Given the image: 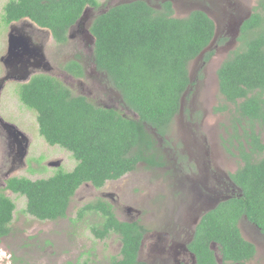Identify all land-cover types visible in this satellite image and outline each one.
Returning a JSON list of instances; mask_svg holds the SVG:
<instances>
[{"label": "trees", "instance_id": "obj_1", "mask_svg": "<svg viewBox=\"0 0 264 264\" xmlns=\"http://www.w3.org/2000/svg\"><path fill=\"white\" fill-rule=\"evenodd\" d=\"M87 7L96 8L98 2L9 0L3 7V20L8 23L26 18L48 29L62 44L68 28ZM172 13L169 1L156 9L145 1L133 0L110 7L90 25L92 62L101 74L105 93L118 95L123 111L132 116L74 95L49 75H34L18 85V100L36 113L39 135L49 146H59L77 161L72 171L57 170L48 178L5 180L7 191L25 198L26 214L39 221L64 218L82 185L101 188L106 181L134 171L139 163L160 166L152 155L157 150L156 141L148 130L161 137L168 133L167 127L180 113L184 94L195 84L189 78V64L215 36L214 23L205 13L195 10L180 18ZM223 40L203 54V63L212 58L216 46L225 44L220 43ZM238 42L217 70L218 91L225 105L215 109L228 110L231 115L232 142L243 162L231 175L238 192L208 211L198 224L188 244L196 264H218L211 242L216 243L224 263L251 260L255 248L240 232L242 220L264 234V0L242 23ZM63 69L75 78L84 77L76 61ZM198 75L202 76V70ZM14 209L13 201L0 192V240L11 233ZM91 213L101 218L90 228L95 238L102 240L112 231L120 237V257L108 264H135L142 228L137 223L119 222L111 207L100 200L81 207L77 218Z\"/></svg>", "mask_w": 264, "mask_h": 264}, {"label": "rangeland", "instance_id": "obj_2", "mask_svg": "<svg viewBox=\"0 0 264 264\" xmlns=\"http://www.w3.org/2000/svg\"><path fill=\"white\" fill-rule=\"evenodd\" d=\"M6 1L0 0V56H3L6 51V28L1 20L2 7ZM96 1L98 2V7L93 11L96 13L103 12L120 2L119 0ZM149 1L152 4H156L159 0ZM206 1L173 0L172 15L178 18L185 17L191 10L198 8L206 11L215 22L214 17L203 5ZM235 2V8L240 10L242 14H246L252 9L257 0H235ZM227 9L229 13L230 8L228 6ZM221 35H224V33L219 36ZM238 43H225L216 46L215 54L205 64L202 63L201 58H196L189 64V78L195 84L189 88L182 98L181 114L176 117L175 122L167 127V149L165 150L163 146H158L159 152H167L171 158L173 153L178 155L187 153V145L194 144L197 149L202 151L204 158H208L209 154H213L217 158L220 167L227 170L230 174L242 166L243 162L234 147V142H232L235 135L230 127V112L228 110L223 112L215 111L221 104L225 105L218 91L217 70L230 51L238 47ZM70 49L71 47L68 45L60 47V45L46 43L45 59L56 73L61 69L63 70V64L74 53V51L69 52L71 51ZM90 58L83 55V59L90 64L88 76L84 77L79 83L77 81L73 82L70 88L73 87L74 90H70L74 95H79L80 92L77 93L75 89L79 88L81 84L83 87L90 89V98L87 99L94 104L111 106L121 110L119 98L116 95H109L99 90L96 81L99 77L96 73L94 77L92 73L93 62L91 56ZM200 70H202L201 78L198 75ZM2 74L3 67L0 63V76ZM17 89V84L10 82L5 84L0 95V117L4 121L14 124L28 137L29 142L22 162H16L13 165V170L8 171L11 163L8 161L6 145L2 143L0 138V192L10 198L15 205L13 218L10 223L11 233L0 240V264H108L111 258L119 256L121 248L119 237L109 236L102 240L95 238L90 228L100 222L101 218L97 215H84L82 219H78V210L87 203H93L97 199H101L100 194L102 192H122L124 200L136 201L134 202L136 203L135 206L126 201L124 205L140 210L142 223H147L145 225L150 231L153 222L150 217L154 216L151 209L153 202L150 196L153 192H156L154 185L157 178L161 176L162 171H154L148 169L147 166H139L133 171V174H127L117 181H107L99 189H95L90 184H84L72 197L64 218L55 221H39L31 217L24 212L25 198L5 189V178L26 177L30 180L48 178L57 170L72 171L77 161L72 157L71 153L59 146H49L43 140L38 133L36 113L21 104L16 94ZM227 106L229 107V104ZM122 113L132 116L130 112L122 111ZM259 129L255 127V130L258 131ZM261 136L264 142V132H262ZM229 141L231 144L228 143ZM227 143L228 147L224 149V144ZM175 145L178 149L171 150ZM167 160V168L174 167L173 162L168 157ZM209 161L207 160V163ZM56 162H60L59 167L51 166V163ZM210 166L214 168V163L210 162ZM147 194L148 198H146ZM146 200L148 204L143 203ZM146 205H149V207ZM246 225L247 223L244 220L239 223L243 238L252 243L255 240L259 245L256 256L249 264H264V237L258 236L249 240L246 235L251 234L253 236L256 231L251 227L247 228ZM149 236L143 244L144 254L140 257V264L150 263L145 258L147 249H149L150 243L153 242V238H149Z\"/></svg>", "mask_w": 264, "mask_h": 264}, {"label": "flooded vegetation", "instance_id": "obj_3", "mask_svg": "<svg viewBox=\"0 0 264 264\" xmlns=\"http://www.w3.org/2000/svg\"><path fill=\"white\" fill-rule=\"evenodd\" d=\"M8 1L9 0H7L5 4H3V7L6 5V3H8ZM119 1L120 4L133 0ZM142 1L153 5L156 9H160L161 4L166 1H169L173 7V0H157L158 2L156 4H152L149 0ZM183 1L196 2V0ZM259 1L260 0H257L250 11H248L246 14H242L240 10L235 8V0H207L203 5L205 6L206 10L214 17L215 22L206 11L198 8L191 10L187 15H189L192 11L198 10L205 13L213 21L215 36L211 43H219L218 41L221 38H223L224 40L220 41V43H233L234 41L235 43H237L242 23L246 19H248L250 15H252L253 9L257 7ZM112 6H115V4ZM227 6L230 8L229 13L227 12ZM109 8H107L105 11H107ZM94 10H96V8H85L79 19L68 28L65 36L66 39L64 42H62V44H58L61 42L55 41L48 29L39 27L26 18H21L16 21L6 23L3 20L2 12L1 20L3 26L6 28V51L3 56H0V63L3 67V74L2 76H0V95L5 84L10 82L17 85H22L28 82L32 76L38 74L52 76L61 81L67 88L74 90L73 87L70 88V85L72 86L73 82L75 81L79 83L84 77L88 76V69L90 68V64L83 59V55H86L89 59H91L90 56L92 57V43H94V38L92 39L93 36L89 31L90 25L92 23V20L97 15L105 12L100 11L96 13L93 12ZM226 18L228 19L225 20ZM240 23L241 25L239 26ZM222 33H224V35L219 36ZM9 40H12L14 43H20L18 49L19 51H21L20 53L22 54V57H18L17 59H15L16 61H18V64L14 63V65L11 64L9 67H6L1 62V59H3V61L8 59L6 53L7 43H9ZM46 43L60 45V47H65L67 45L70 46L71 51L69 52L74 51V53L71 54L70 58H68L66 63L63 64V67L69 62L76 61L83 70L84 77L75 78L64 69H61L56 73L54 68L50 66L45 59L44 52ZM92 73L94 74V77L95 73L99 77L96 79L99 90L105 93L106 90L101 82V74L96 72L94 65L92 67ZM75 91L77 93L80 92V96L90 98V89L87 87H83L81 84L79 88L75 89ZM107 93L109 95L113 94L112 91H108ZM116 96L119 97L118 95ZM103 106L113 108L120 112L123 111V108L121 106V110L111 106ZM181 111L182 108L179 114H181ZM125 112L130 111L126 110ZM133 116L135 117L134 114ZM176 117L174 118V122L176 120ZM15 128L16 130L10 129L0 121V138L2 139V143L6 145V153L9 159L8 161L11 163L8 171L13 170V165L16 162H22L24 156L22 158L21 155L26 153L29 142L28 137L16 126ZM12 130L13 132L11 134L10 132ZM17 131L21 134H19ZM148 131L156 141L155 147L157 150L152 155H154V158L158 160L160 166L150 167L145 163H139L136 169L139 166H147L148 169H152L154 171H162L161 176L157 178L156 184L154 185L156 187V192H153V194L150 196L153 202V206L151 207V209L154 213V216L150 217L151 221H153L151 230L149 231L148 227L145 225L147 223H142L140 210L128 205H124L126 201L135 206L136 203L134 202L136 201L124 200V194L122 192H102V194H100L101 199L97 200L108 204L113 211L114 217L119 222L130 224L137 223V225L142 228L143 234L137 251L135 264H140V257L144 254L143 244L148 235H150L149 238H153V242L150 243L151 245L149 246V249H147V253L145 254L146 260L150 261L149 264H196V257L192 252L188 250V244L191 242L194 236V232L203 216L208 211L216 208L221 202L230 200L238 192V188L231 180V175L235 172L230 174L227 170L222 169V167H220V165L218 164L217 158L213 154H209L208 158H204L202 151L197 149L194 144L187 145V153L182 155L173 153L172 157L170 158L167 152L161 153L158 151V146H163L165 150L167 149L168 138H166V135L168 137V133L161 137L156 135L152 130ZM227 147L228 143L224 144L223 148L227 149ZM177 149L178 147L176 145L171 148V150ZM167 157L173 162L174 167L167 168ZM201 160H203V162L200 163ZM207 160L210 161L207 163ZM210 162L214 163V168L210 166ZM127 174H133V171ZM127 174H124L119 179L109 181L120 180ZM8 178L5 179L7 180ZM148 197L149 196L147 194L146 198ZM143 203L148 204L147 200ZM146 206L149 207V205ZM87 215L97 214L91 213ZM246 223L247 228L251 227L256 231L253 236L251 234L246 235L247 237H249V240L254 239V237L258 236L264 237V234H262L255 226L251 225L248 222ZM109 236H118V234L112 231L107 235V237ZM250 243L255 248V257L256 253L258 252L259 245L255 242V240L253 243ZM210 249L213 251L214 257L216 258L218 264H234L223 262L220 255L218 254L219 252L216 243L211 242ZM119 251H121V248ZM118 257H120V252ZM254 257L251 260L247 261L245 264H249L250 262H252Z\"/></svg>", "mask_w": 264, "mask_h": 264}, {"label": "water", "instance_id": "obj_4", "mask_svg": "<svg viewBox=\"0 0 264 264\" xmlns=\"http://www.w3.org/2000/svg\"><path fill=\"white\" fill-rule=\"evenodd\" d=\"M242 23V22H241ZM241 23L239 24V26L241 25ZM239 28V27H238ZM93 39V37H92ZM94 40V39H93ZM94 44V43H92ZM212 44L213 43H210L208 45V47H206L201 53L200 55L197 57V58H201L202 59V56L203 54L207 51V50H210L211 47H212ZM232 44H235V43H232ZM19 46H20V43H14L12 40H9V43H7V56H8V59L7 60H4L1 59V62L3 63L4 66L6 67H9L11 64L14 65L15 64H18V61H16L15 59H17L18 57H22V54L20 53L21 51H19ZM15 60V61H14ZM25 68V67H24ZM0 121L6 126V127H9L10 129H15V126L12 125V124H9V123H6L1 117H0ZM13 130L10 132L12 134ZM18 132V131H17ZM19 134H21L20 132H18ZM24 154L21 155V157L23 158ZM60 165V162H56V163H52L51 166H54V167H59Z\"/></svg>", "mask_w": 264, "mask_h": 264}]
</instances>
